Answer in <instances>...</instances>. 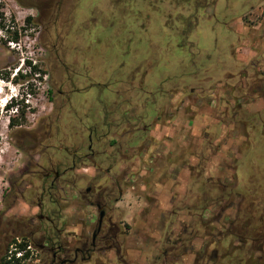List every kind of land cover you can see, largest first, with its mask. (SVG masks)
Returning a JSON list of instances; mask_svg holds the SVG:
<instances>
[{
	"label": "rangeland",
	"instance_id": "rangeland-1",
	"mask_svg": "<svg viewBox=\"0 0 264 264\" xmlns=\"http://www.w3.org/2000/svg\"><path fill=\"white\" fill-rule=\"evenodd\" d=\"M49 1L63 2L56 35ZM261 24L264 0H0V264L10 229L29 244L48 210L63 242L91 239L88 189L119 200L101 245L120 259L90 264H244V197L264 207ZM144 126L156 136L143 143Z\"/></svg>",
	"mask_w": 264,
	"mask_h": 264
},
{
	"label": "flooded vegetation",
	"instance_id": "flooded-vegetation-1",
	"mask_svg": "<svg viewBox=\"0 0 264 264\" xmlns=\"http://www.w3.org/2000/svg\"><path fill=\"white\" fill-rule=\"evenodd\" d=\"M48 4V5H47ZM50 1L43 5L45 9L51 13L53 17L52 27L50 29L51 34L56 35V26L59 22L62 13L63 2L57 1L54 5L50 6ZM32 8L39 10L37 6H32ZM55 10H51V9ZM104 126L106 121L104 118ZM92 133V132H91ZM92 142L93 138L89 135L88 145H87V154L83 155V159H87L88 156L94 155L92 151ZM67 153V150H64ZM79 152L73 153V158H81L78 155ZM110 169L105 172L109 174ZM52 175L53 181H57L58 175L52 174V171L45 172L42 179L47 181ZM52 178V177H51ZM54 182L51 183V189H53ZM251 179L246 185L249 190ZM86 203L90 207H95L98 212V219L100 212L104 213L101 225L99 226L98 219L95 223V228L92 232L91 239L86 237L77 238V241L73 240L68 242H63V234L61 230L56 226V222L44 218L42 215H38V220L43 224L39 230L41 237L39 239L33 240L30 239V243H26L25 240L21 239L22 235H19L18 232L14 229H10L8 233L9 237V247L11 250L7 251V255L4 258V264H90L92 255L95 253L104 254L107 251H114L116 258L120 259V249L115 244L101 245V243L109 242L113 239H116L117 233L110 237L108 235L109 229L115 228L112 219L108 217V213L112 210L111 207H108L110 201H114V205L119 202L117 198L111 197L112 193L108 194L105 192L98 193L96 197L92 200L90 197L91 191L88 189L86 191ZM120 193V191H119ZM251 191L244 197V237L242 240L243 247L246 248L247 258L244 261V264H264V207L261 208L258 212V206L254 204V201L250 197ZM36 207L39 208V212L42 210L45 211L44 203L41 201ZM53 211V210H50ZM48 210L47 212L50 213ZM46 223L47 227L44 226ZM10 227L13 223H8ZM104 224H107V228H104ZM116 229V228H115ZM52 232H55L57 235H53ZM233 233V229L231 234ZM233 235V234H232ZM24 237V236H23ZM20 238V239H18ZM15 240V241H14ZM24 246L23 250L19 248ZM17 254H21L19 257H16ZM123 263V261H122Z\"/></svg>",
	"mask_w": 264,
	"mask_h": 264
},
{
	"label": "crops",
	"instance_id": "crops-1",
	"mask_svg": "<svg viewBox=\"0 0 264 264\" xmlns=\"http://www.w3.org/2000/svg\"><path fill=\"white\" fill-rule=\"evenodd\" d=\"M258 9H259V7L254 9V10L252 9L251 11L246 12L240 18L238 26L236 28V33L237 34L241 35L242 37L247 35V31H249V28L247 27L248 23L244 21V18L251 16L252 14L257 12ZM245 24H246V26H245ZM248 25L251 26V24H248ZM259 27L261 28V31L264 30V24L259 25ZM259 27L258 26H255V27L253 26L252 28L254 30H258ZM251 45H252V41L244 38L243 44H241L239 46V48H238V50L236 52L237 53V55H236L237 60H239V62L241 61L242 64H244V65L246 64L247 61H250L253 58V57H251L252 53L253 54L257 53V52H255V50L252 48ZM259 47H260L259 51H262V49H264V37L262 39H259ZM263 70H264V67H263ZM164 128H165V126H164ZM185 128L188 129V130L191 129V127L188 124L185 125ZM165 129H169V128L166 127ZM154 135L156 136L155 131L151 130L150 136L154 137Z\"/></svg>",
	"mask_w": 264,
	"mask_h": 264
},
{
	"label": "trees",
	"instance_id": "trees-1",
	"mask_svg": "<svg viewBox=\"0 0 264 264\" xmlns=\"http://www.w3.org/2000/svg\"><path fill=\"white\" fill-rule=\"evenodd\" d=\"M212 3H214V2H210V3H207V6H210V5H212ZM31 21V19H27L26 20V22H30ZM189 28V25L187 26V28H186V30L185 31H183L182 32V36L185 38V40H186V37H187V35L192 31L191 30V28L190 29H188ZM2 30H3V27H2ZM11 40L12 41H14V42H17L18 41V38H17V35L16 34H14L13 35V37L11 38ZM131 118H134V116H131L130 117V119ZM159 118H160V116L159 115H157V118H156V120H159ZM155 120V121H156ZM15 121L14 120H11L10 121V126L11 127H14L15 126ZM109 123V122H108ZM151 124H153V123H151ZM107 126L108 127H110V124H107ZM152 126V125H151ZM93 130V129H92ZM92 130L90 129V131L92 132ZM150 129H147V126H144L143 127V129H141V131L140 130H138V128H137V130H134L133 131V136H135V133H144V134H146V137H144V139H143V143H144V140H146V142H147V140H150ZM90 132V133H91ZM148 136H149V138H148ZM151 139H152V137H151ZM136 141H138V140H135V142ZM142 143V144H143ZM117 143H116V141H111V145H116ZM142 146V145H141ZM138 149L139 147H127V148H124V147H122L121 149H120V151H124V150H127V149ZM45 218H48V219H51V220H53V221H57V220H61V219H63V216L61 215V213L60 212H56V211H50V213H48L46 216H45ZM53 233V235H57L58 236V234H56L55 232H52ZM20 250H23L24 249V246H21L20 248H19ZM223 258H228V255H226V256H223ZM213 260L214 259H211L210 261L211 262H213Z\"/></svg>",
	"mask_w": 264,
	"mask_h": 264
},
{
	"label": "water",
	"instance_id": "water-1",
	"mask_svg": "<svg viewBox=\"0 0 264 264\" xmlns=\"http://www.w3.org/2000/svg\"><path fill=\"white\" fill-rule=\"evenodd\" d=\"M103 217H104V213L103 212H100L99 219H98L99 226L101 225V222H102Z\"/></svg>",
	"mask_w": 264,
	"mask_h": 264
},
{
	"label": "built area",
	"instance_id": "built-area-1",
	"mask_svg": "<svg viewBox=\"0 0 264 264\" xmlns=\"http://www.w3.org/2000/svg\"><path fill=\"white\" fill-rule=\"evenodd\" d=\"M21 254H17L16 257H19Z\"/></svg>",
	"mask_w": 264,
	"mask_h": 264
}]
</instances>
